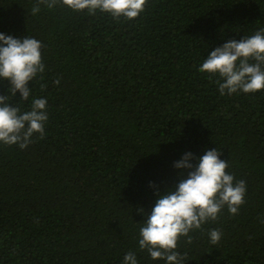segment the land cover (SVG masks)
<instances>
[{
	"label": "trees",
	"instance_id": "16d2710c",
	"mask_svg": "<svg viewBox=\"0 0 264 264\" xmlns=\"http://www.w3.org/2000/svg\"><path fill=\"white\" fill-rule=\"evenodd\" d=\"M36 3L0 0V33L40 41L45 69L27 101L6 80L0 95L22 112L45 98L48 114L42 139L0 143V264H124L128 252L166 264L141 250L140 228L157 193L187 178L174 163L215 148L246 182L245 203L176 251L184 264H264V89L221 95L219 75L199 71L264 29V0H148L130 21L62 4L33 15Z\"/></svg>",
	"mask_w": 264,
	"mask_h": 264
},
{
	"label": "clouds",
	"instance_id": "9594fccd",
	"mask_svg": "<svg viewBox=\"0 0 264 264\" xmlns=\"http://www.w3.org/2000/svg\"><path fill=\"white\" fill-rule=\"evenodd\" d=\"M147 3L148 0H37L31 12L37 14L40 5L51 9L62 4L73 11L87 10L90 15L100 11L114 19L123 17L130 21L145 11ZM42 47V43L33 37L16 38L0 33V80L9 82L12 96L19 92L21 100L29 99V82L45 70ZM199 71L219 75L221 79L216 83L221 95L264 89V29L239 41L230 39L215 48ZM54 83L59 84V79ZM47 121L45 98H34L30 110L22 112L20 107L10 103L8 94L0 95V143L25 149L33 142L34 134H39L41 139L44 137ZM221 155L217 148L206 150L198 158L187 152L174 163L176 169L186 170L187 178H183L182 172L173 189L157 193L159 198L147 212L139 232V247L147 249L153 260L184 264L185 257L176 251L181 237H187V243L191 244L193 238L189 233L201 229L209 220H217L225 206L231 214H238L245 203L246 182H234V176L226 172L228 161L220 159ZM193 159L197 163H191ZM138 211L143 215L146 213L143 209ZM222 235L219 229L210 230L211 243L218 244ZM124 264H137L135 254L128 252Z\"/></svg>",
	"mask_w": 264,
	"mask_h": 264
}]
</instances>
